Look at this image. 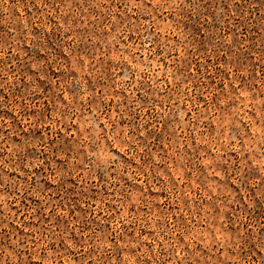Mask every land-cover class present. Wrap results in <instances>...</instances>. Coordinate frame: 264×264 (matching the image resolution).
<instances>
[{
	"label": "rangeland",
	"instance_id": "rangeland-1",
	"mask_svg": "<svg viewBox=\"0 0 264 264\" xmlns=\"http://www.w3.org/2000/svg\"><path fill=\"white\" fill-rule=\"evenodd\" d=\"M0 264H264V0H0Z\"/></svg>",
	"mask_w": 264,
	"mask_h": 264
}]
</instances>
